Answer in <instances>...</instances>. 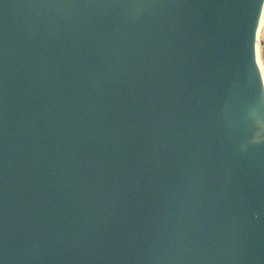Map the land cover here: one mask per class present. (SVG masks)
<instances>
[{"label":"water","instance_id":"95a60500","mask_svg":"<svg viewBox=\"0 0 264 264\" xmlns=\"http://www.w3.org/2000/svg\"><path fill=\"white\" fill-rule=\"evenodd\" d=\"M264 0H0V264H264Z\"/></svg>","mask_w":264,"mask_h":264},{"label":"bare ground","instance_id":"6f19581e","mask_svg":"<svg viewBox=\"0 0 264 264\" xmlns=\"http://www.w3.org/2000/svg\"><path fill=\"white\" fill-rule=\"evenodd\" d=\"M263 16H264V2H263V6H262V9H261L259 22H258V26H257L256 44H255L256 63H257L258 69L260 71H261V63H260V60H259L258 54H257V51H258L257 41H258V36H259L260 30H261V27H262V24H263ZM260 75H261V79H262V83H263V89H264V75H263V73L260 74ZM261 129L264 131V126H261Z\"/></svg>","mask_w":264,"mask_h":264},{"label":"rangeland","instance_id":"374dc122","mask_svg":"<svg viewBox=\"0 0 264 264\" xmlns=\"http://www.w3.org/2000/svg\"><path fill=\"white\" fill-rule=\"evenodd\" d=\"M257 46H258V58L260 60L261 63V74L263 73L264 75V66H262V64H264V16H263V24L258 36V41H257Z\"/></svg>","mask_w":264,"mask_h":264},{"label":"clouds","instance_id":"9594fccd","mask_svg":"<svg viewBox=\"0 0 264 264\" xmlns=\"http://www.w3.org/2000/svg\"><path fill=\"white\" fill-rule=\"evenodd\" d=\"M262 66H264V64H262Z\"/></svg>","mask_w":264,"mask_h":264}]
</instances>
